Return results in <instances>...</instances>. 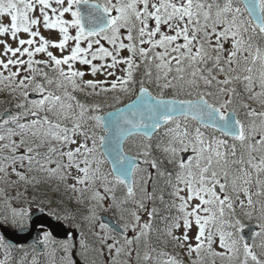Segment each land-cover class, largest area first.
<instances>
[{
	"label": "snow or ice",
	"instance_id": "6c2138e0",
	"mask_svg": "<svg viewBox=\"0 0 264 264\" xmlns=\"http://www.w3.org/2000/svg\"><path fill=\"white\" fill-rule=\"evenodd\" d=\"M45 201L0 264H264V0H0V227Z\"/></svg>",
	"mask_w": 264,
	"mask_h": 264
},
{
	"label": "water",
	"instance_id": "95a60500",
	"mask_svg": "<svg viewBox=\"0 0 264 264\" xmlns=\"http://www.w3.org/2000/svg\"><path fill=\"white\" fill-rule=\"evenodd\" d=\"M106 222L115 223V219L104 215ZM31 220L36 223L35 228H25L23 231L18 229H12L8 226L0 227L1 232L6 235L7 240L14 246L19 245H32L36 242L38 235L41 233V225L44 228L49 229L57 239H63L65 232H70V229L61 221L56 220L54 217L45 213L42 210H35L31 213ZM255 230L253 225L251 228L245 229L246 238L251 236L252 231Z\"/></svg>",
	"mask_w": 264,
	"mask_h": 264
},
{
	"label": "rangeland",
	"instance_id": "374dc122",
	"mask_svg": "<svg viewBox=\"0 0 264 264\" xmlns=\"http://www.w3.org/2000/svg\"><path fill=\"white\" fill-rule=\"evenodd\" d=\"M45 191H47V189H45ZM36 197H37V199L40 198V193H39V192H36ZM28 200L31 201V200H32V197L29 196V197H28ZM23 207L26 208V209L28 210L29 213H31V212H33L34 210L40 208V207H38V206L35 204V202L25 203V204L23 205ZM43 208H45V207H43ZM103 214H108V215L111 216L110 213H103ZM103 214H102V215H103ZM8 226H10V225H8ZM247 226H248V225L246 224V227H247ZM10 227H11V226H10ZM246 227H245V228H246ZM47 231H48V230H47ZM0 259H2V255H0Z\"/></svg>",
	"mask_w": 264,
	"mask_h": 264
},
{
	"label": "trees",
	"instance_id": "16d2710c",
	"mask_svg": "<svg viewBox=\"0 0 264 264\" xmlns=\"http://www.w3.org/2000/svg\"><path fill=\"white\" fill-rule=\"evenodd\" d=\"M35 204L38 205L40 208L45 207V208L49 209V207H48L46 201H45L43 204H38V203H35ZM52 207L54 208L55 205H53ZM19 249H25V250H27L28 248H16V249H14V256H16L17 258H18L19 255H20V253H19V251H18Z\"/></svg>",
	"mask_w": 264,
	"mask_h": 264
}]
</instances>
